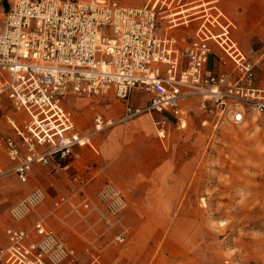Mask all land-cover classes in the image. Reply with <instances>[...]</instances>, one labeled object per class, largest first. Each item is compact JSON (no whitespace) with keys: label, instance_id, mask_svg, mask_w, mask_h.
Instances as JSON below:
<instances>
[{"label":"built area","instance_id":"2783aa9c","mask_svg":"<svg viewBox=\"0 0 264 264\" xmlns=\"http://www.w3.org/2000/svg\"><path fill=\"white\" fill-rule=\"evenodd\" d=\"M126 1L0 0V118L15 134L0 135V147L11 163L6 171L22 183L35 165H49L55 157L68 164L76 146L91 145L96 132L115 124L97 115L95 132H78L66 107L72 96L99 100L113 89L126 100L132 90L144 91L147 105L128 104L116 123L157 112L163 115L156 122L159 137L165 136L166 116L180 128L187 126L193 101L217 122L228 116L243 123L264 114V85L257 83L255 64L234 40L235 24L220 0H147L142 6ZM218 49L233 61L231 69L210 68L213 55L223 59ZM20 114L26 116L18 119ZM47 197L34 186L12 206L11 220L25 221ZM65 202L74 213L103 208L117 221L128 207L111 182L94 199L85 195L77 204L60 198L56 206ZM5 233L0 264L75 260V249L44 222L30 229L9 226ZM126 233L116 241L124 242Z\"/></svg>","mask_w":264,"mask_h":264},{"label":"rangeland","instance_id":"374dc122","mask_svg":"<svg viewBox=\"0 0 264 264\" xmlns=\"http://www.w3.org/2000/svg\"><path fill=\"white\" fill-rule=\"evenodd\" d=\"M136 2L144 5L147 0H127L126 4ZM220 3L235 24L234 40L255 64L257 83L264 85V4L260 0H220ZM217 52L223 59L213 55L210 68L231 69L233 61L221 50ZM148 97L144 91L135 89L130 100L133 105L141 106ZM25 116L20 114L18 119ZM205 119L209 122L203 124ZM213 119L196 110L186 128L175 125L176 133L194 136L195 140L185 143L196 155L198 169L202 168V185L197 188L196 202L179 207L180 235L151 238L149 243L154 246L149 251L146 249L147 254H141L144 259L136 254L129 258L127 254L114 262L112 256L108 257L103 264H264V114H254L237 124L228 116L219 122ZM79 123L85 127L86 121ZM0 157L7 159L1 150ZM56 170L52 163L39 166L27 183H21L14 172H0V212H5L0 216V246L6 244L5 229L12 223L8 210L34 186L48 190L51 199L43 207L50 212L56 210L53 197L66 196L70 188L69 180ZM100 187L92 189L90 194L95 195ZM68 215L69 206L65 202L47 221L66 241H80L78 250L82 257L88 242L106 241V235L87 232L84 219L77 220L72 229ZM37 218L35 212L26 223L32 226ZM122 223L123 218L118 224L123 226ZM127 239L126 235L124 242H115L109 248L118 251L127 244Z\"/></svg>","mask_w":264,"mask_h":264},{"label":"crops","instance_id":"0c3cea01","mask_svg":"<svg viewBox=\"0 0 264 264\" xmlns=\"http://www.w3.org/2000/svg\"><path fill=\"white\" fill-rule=\"evenodd\" d=\"M139 4L136 2L134 6H142ZM133 91L126 100L116 97L113 89L108 96L99 100L82 96L68 98L66 107L74 115L78 132L82 134L95 132L97 115H101L105 120H112L115 124L96 132L92 136L91 145L76 146L68 164L63 165V160L58 159V157L53 158L51 162L53 168L57 169L56 172L63 177L65 176L70 184L66 196L56 195L53 197L55 206L56 201L60 198L69 201L74 199L77 204L84 199L85 195L94 199V195L90 194L92 189L99 185L102 186L106 182L113 183L126 197L128 207L119 221L105 212L103 208H99V211L82 210L80 213H74L70 203H67L72 229H74L77 220L83 221L84 219L87 232L99 236L106 235L104 243H96L95 240L88 242L85 251L83 250L85 257H82L78 250L81 247L80 241L78 239L66 241L54 225L47 221L48 217L62 205L56 206V210L50 212L43 207L45 203L42 204L33 212H37L38 218L33 221L32 226H28L26 222L33 213L25 221L16 223L11 220L9 215L12 207L8 210V218L12 223L7 227L17 226L30 229L41 221L52 228L69 246L73 247L76 251L75 260L67 261L66 264L80 261L81 264H103L108 257L112 256L114 262V260L123 259L127 254H130L129 258H133V254H136L137 257L144 259L141 254H147L149 247L154 246V244L149 243L151 238H170L173 234L174 236L180 235L181 221L178 214L181 210L179 207L194 200L196 202L198 197L197 188H201L202 185V168L198 169L196 155L192 150L187 149L185 143V141L195 140L194 136L176 133L175 125L177 126V124L175 120L171 116H166L169 123L165 127V136L159 137L156 122L161 120L163 115L157 112H144L125 122L116 123L125 114L128 104L133 107H145L147 105L149 97L148 101L141 106L133 105L130 100ZM196 110H199L198 102L193 101L189 106L190 119ZM79 120L81 122L86 121L85 127L79 123ZM177 127L179 128V126ZM0 135H15L11 127L2 118H0ZM0 150L6 156L3 148L0 147ZM188 152L190 153L188 154ZM10 166L11 163H9L8 158L0 157V172L8 170ZM39 166L41 165L34 166V172ZM67 169H70L69 172L65 171ZM69 174H72L71 178ZM40 187L47 192V200L51 199L48 190L44 186ZM59 187H57L58 192L61 194ZM3 214L5 212H0L1 217L4 216ZM122 218L124 223H122L123 226H120L118 223L121 222ZM171 229L172 232L170 233ZM124 230H127V244L118 251L115 250L117 248L110 249L109 247L117 242L116 236ZM174 231L175 233H173ZM4 236L7 244L6 233ZM147 248L148 251L145 252Z\"/></svg>","mask_w":264,"mask_h":264},{"label":"trees","instance_id":"16d2710c","mask_svg":"<svg viewBox=\"0 0 264 264\" xmlns=\"http://www.w3.org/2000/svg\"><path fill=\"white\" fill-rule=\"evenodd\" d=\"M63 163H64L63 165H65L67 163V161H63Z\"/></svg>","mask_w":264,"mask_h":264},{"label":"bare ground","instance_id":"6f19581e","mask_svg":"<svg viewBox=\"0 0 264 264\" xmlns=\"http://www.w3.org/2000/svg\"><path fill=\"white\" fill-rule=\"evenodd\" d=\"M256 120V119H255Z\"/></svg>","mask_w":264,"mask_h":264}]
</instances>
